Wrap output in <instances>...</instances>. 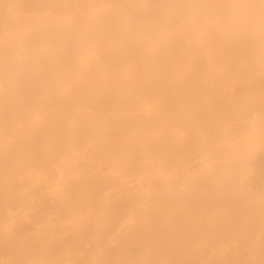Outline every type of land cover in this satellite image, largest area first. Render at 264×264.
I'll return each instance as SVG.
<instances>
[{
  "label": "bare ground",
  "instance_id": "obj_1",
  "mask_svg": "<svg viewBox=\"0 0 264 264\" xmlns=\"http://www.w3.org/2000/svg\"><path fill=\"white\" fill-rule=\"evenodd\" d=\"M260 0H0V264H261Z\"/></svg>",
  "mask_w": 264,
  "mask_h": 264
},
{
  "label": "snow or ice",
  "instance_id": "obj_2",
  "mask_svg": "<svg viewBox=\"0 0 264 264\" xmlns=\"http://www.w3.org/2000/svg\"><path fill=\"white\" fill-rule=\"evenodd\" d=\"M260 9H261V32H262V36H264V0H260ZM261 264H264V261H262Z\"/></svg>",
  "mask_w": 264,
  "mask_h": 264
}]
</instances>
